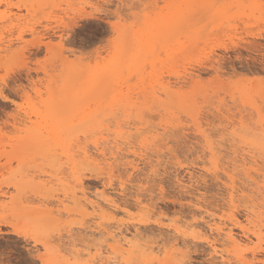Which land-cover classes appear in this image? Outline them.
<instances>
[{
  "label": "rangeland",
  "instance_id": "rangeland-1",
  "mask_svg": "<svg viewBox=\"0 0 264 264\" xmlns=\"http://www.w3.org/2000/svg\"><path fill=\"white\" fill-rule=\"evenodd\" d=\"M263 221L264 0H0V264H264Z\"/></svg>",
  "mask_w": 264,
  "mask_h": 264
},
{
  "label": "bare ground",
  "instance_id": "bare-ground-1",
  "mask_svg": "<svg viewBox=\"0 0 264 264\" xmlns=\"http://www.w3.org/2000/svg\"><path fill=\"white\" fill-rule=\"evenodd\" d=\"M105 149V148H104ZM121 151V150H120ZM92 155V154H91ZM112 155H114V153H112ZM99 156V155H98ZM117 156V155H116ZM91 157V156H90ZM243 158V157H242ZM242 160V159H241ZM243 162V161H242ZM241 162V163H242ZM255 164V163H254ZM246 165H247V163H244L240 168H242V169H244L245 170V172L247 173V171H249V170H246ZM236 166V165H235ZM243 171V170H242ZM244 172V173H245ZM250 174V173H249ZM248 174V175H249ZM251 175V174H250ZM249 175V176H250ZM85 201H86V203L87 202H89L90 203V205H92V207L94 208V209H97V211H100V212H103V210H104V207L105 206H108V207H111V206H113V205H111L110 204V202L108 201V200H106V199H104V200H102V202H97V201H95V202H92V201H89V198H85ZM79 203H81V202H79ZM250 208V207H249ZM252 208H253V206H252ZM252 208H251V210H252ZM253 211V210H252ZM254 212V211H253ZM261 214H263V213H261ZM262 220V219H261ZM248 221V220H247ZM215 222V221H214ZM217 222V221H216ZM213 223V224H211L210 225V228H211V231H212V233H217V235H219L220 237H222L224 234H223V232H224V227H222L221 225H223V224H221V225H219V224H217V223ZM252 223H254L253 224V228H254V230L251 232V231H246L245 229H243V233L247 236V238L250 240V241H252V239L250 238V236H249V234L251 233V234H253V238H255V239H257V240H259V241H261V240H263V238H264V236H263V225H259V224H255V222H252ZM263 223H264V221H263ZM230 229V228H229ZM251 229V228H250ZM249 229V230H250ZM139 231H140V228H136V230L134 231V232H129L128 230L126 231V230H122L120 227H118V228H116L115 230H114V233H112V237L111 238H113V240H114V242H115V245L114 246H110L109 247V245H103L102 246V248L103 249H100V259H99V257H97L98 259H99V261L98 262H100L101 264H124V263H129L128 261L130 260L129 259V255L130 254H136L137 255V248H140V250H139V253H138V255L140 254V251L141 250H143V252H146V251H144V250H147V249H149V250H147V251H149V252H151V253H154V251L156 252V248H154L153 246L152 247H148V248H144V247H141L140 245H137V236H138V234H139ZM109 232V231H108ZM128 232V233H127ZM250 232V233H249ZM111 233V232H110ZM177 233H181V232H177ZM103 234V233H102ZM114 234V235H113ZM128 234H130V235H128ZM140 235V234H139ZM225 238H226V240L227 241H230V242H232V243H234V244H237V243H241L234 235H233V232H232V230L230 231V233L229 234H227V235H225L224 236ZM177 238H179V237H177ZM222 239H224V238H222ZM242 239V238H241ZM175 241H177V246L180 244L179 243V240L177 239V240H175ZM220 241V240H219ZM249 242V241H248ZM223 243V242H222ZM224 244V243H223ZM183 245V244H182ZM181 245V246H182ZM238 245V244H237ZM241 245V244H240ZM144 246V245H143ZM146 246V245H145ZM176 246V245H175ZM177 246H176V248H177ZM183 247V246H182ZM151 250V251H150ZM157 250H158V253L161 251V252H163V250H160V249H158L157 248ZM180 249L178 248V250H177V252L179 251ZM214 253H215V255H218V250H217V247H215L214 249ZM105 251H106V253H105ZM173 251H174V249H173ZM176 251V250H175ZM142 252V251H141ZM176 252V253H177ZM146 253H148V252H146ZM175 253V254H176ZM161 254V253H160ZM178 254V253H177ZM176 254V255H177ZM136 255H135V258H137L136 257ZM141 255V254H140ZM147 255H149V253L147 254ZM153 255H159V254H153ZM162 255H163V253H162ZM181 255V254H180ZM214 255V254H213ZM220 255V254H219ZM166 256V255H165ZM178 256V255H177ZM175 257V256H174ZM222 257V256H221ZM223 258V257H222ZM133 260H134V258H132ZM133 260H131V261H133ZM136 260V259H135ZM134 260V263L136 262L137 263V261H135ZM170 260V259H169ZM173 260V259H172ZM172 260H170V261H172ZM177 260V259H176ZM176 260L174 261V262H176ZM158 261V260H157ZM97 262V263H98ZM158 262H160V261H158ZM177 262H179V260L177 261ZM240 262V261H239ZM253 262V261H252ZM151 263V262H150ZM131 264H133V263H131ZM152 264H154V263H152ZM164 264V263H163ZM186 264V263H185Z\"/></svg>",
  "mask_w": 264,
  "mask_h": 264
}]
</instances>
